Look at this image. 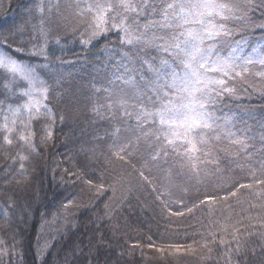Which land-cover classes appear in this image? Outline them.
Segmentation results:
<instances>
[{"label":"snow or ice","instance_id":"snow-or-ice-1","mask_svg":"<svg viewBox=\"0 0 264 264\" xmlns=\"http://www.w3.org/2000/svg\"><path fill=\"white\" fill-rule=\"evenodd\" d=\"M53 36L61 52L104 46L82 93L91 136L65 144L68 154L57 149L66 120L57 105L80 97L61 91ZM253 98L264 108V0H30L19 23L0 24V264H49L56 237L25 242L34 213L13 189L26 191L29 166L55 155L66 156L63 167L52 164L70 186L63 212L95 210L104 197L111 220L125 191L160 210L157 233L149 226L146 241L129 238L121 258L139 251L136 264H182L217 254L224 264H264V119L241 130L224 111ZM161 226L186 239L160 240ZM100 252L90 239L65 250L62 264H112Z\"/></svg>","mask_w":264,"mask_h":264},{"label":"trees","instance_id":"trees-1","mask_svg":"<svg viewBox=\"0 0 264 264\" xmlns=\"http://www.w3.org/2000/svg\"><path fill=\"white\" fill-rule=\"evenodd\" d=\"M29 2L30 0H0V24L7 26L13 22L19 23L25 16V6ZM113 44H115V41L108 44V47L111 48ZM103 47L101 45L99 48L93 49L91 53H86L80 51L79 44H69L66 46V50L61 52L55 45V36L49 43V48L55 49V55L59 57V59H51L50 62L53 65L60 66L66 77L61 91L64 92L66 97H72L73 93L75 96L80 97L78 105L69 103L67 99L64 104L57 105L66 116L65 123L63 126L58 125L56 133L58 138L57 149L61 153L68 154V149L64 147L65 144L74 145L76 141L86 140L91 136L92 127L89 123L91 114L86 107L87 100L84 99L82 93L87 91L89 87L87 82L96 75L91 66L99 63L98 57L103 55ZM87 55L92 56L93 59L86 60L85 56ZM64 61L74 63H63ZM260 103L261 101L258 98H253L251 101L243 99V103L234 101L224 111H230V114L235 117L238 129L255 128L257 123L264 119V108L259 106ZM248 104H251L252 107H247ZM61 127L62 130H59ZM46 159L47 166H45L44 161H41L39 165L29 166L28 171L32 179L26 191L21 192L19 189H13L19 198L18 203L23 204L27 200L34 213L22 225L25 242L31 244L34 248L38 233L44 239L55 236L56 245L49 257V264H62L65 250L76 244H80L82 248L87 249L90 239L93 241V248L96 245L101 248V260L108 258L112 260V264H115L118 258L121 260V264L124 261H128L129 264L139 262V251L135 253L134 258L127 255L121 258L120 253L127 246L126 242L129 238L132 240L143 238L146 241L149 226H151L152 233L158 231L155 225L160 210L154 208L150 201L145 203L146 194L125 191L122 194L125 198L123 205L121 206L119 203L116 205V214L112 215L111 220L104 215V212L105 203L111 204L112 202L105 200L104 197L92 201V204L99 205L95 210H92L91 205H89L87 209L78 207L65 213L61 210V202L68 195L70 186L61 182L60 169L58 168L53 172L52 164L61 163V167H63L66 156L55 155ZM6 162L0 160V167ZM33 167H35V170H33ZM75 191L79 192V189ZM117 195L120 196L121 193ZM80 197H82V203H88L89 195L87 193H80ZM100 200H105V203H100ZM2 203L3 200H0V204ZM41 213L44 214L43 218ZM53 216H63L65 218L53 221ZM3 234L0 231V235ZM101 236H103V241H101ZM159 237L163 241L186 239L182 231L177 235L174 228H170L169 232L165 233L163 226L159 230ZM257 252H259L258 248ZM93 254L95 253L93 252ZM86 255L87 252H85ZM28 259L29 261L32 260L31 252H29ZM83 259L82 256L81 260ZM253 259L257 260L258 264V257H253ZM217 261L218 264H224L222 256L217 254H213L211 261H205L198 254H190L184 257L182 264H217ZM144 264H155V262L145 261Z\"/></svg>","mask_w":264,"mask_h":264}]
</instances>
